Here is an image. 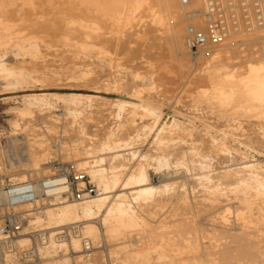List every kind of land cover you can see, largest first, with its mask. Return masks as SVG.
<instances>
[{
	"label": "bare ground",
	"instance_id": "6f19581e",
	"mask_svg": "<svg viewBox=\"0 0 264 264\" xmlns=\"http://www.w3.org/2000/svg\"><path fill=\"white\" fill-rule=\"evenodd\" d=\"M218 1L219 0H188V3L184 5L182 0H0V52L14 46L13 48L16 47V50H18L19 56L23 58L33 60L40 58L42 48L39 39L41 40V38L32 36V33H30L31 35L25 33L23 30H20V28H30V23L31 26L47 24V27L51 26V28H54L55 18H58L59 22L62 24L61 32L59 34H61L60 37L63 36L62 41L65 42L64 46L70 48L73 47L75 50L77 49L75 52L78 51L84 55L92 51V42L89 40L93 37L102 40L106 38L104 40H108V43L109 40L112 42L109 46L111 45L115 48L113 43L116 45L120 44V47H122L121 50L125 49L126 51L129 40L133 36L136 37L135 35L137 34L139 36V41L140 39L144 42L155 41V44H157V42H164L168 47L167 52H165L171 57V60L173 58L176 66L175 68H177L181 74L190 73L188 78L185 77L187 78V83L186 81L184 83L188 84L187 86L189 87H195L194 92H192L193 90H190L194 100L191 102H194L195 106H197V104L204 105L209 111L222 120L228 119L232 123H237V125L243 119H248L247 121L250 119H253L252 121H254L256 119L260 124H263L264 46L261 50H257L255 47L256 43L264 41V0H240V2L239 0H226L231 3L230 5L232 7L228 9H233L234 12H232L235 15V17L233 15L234 18L229 14L230 11L228 12V15L232 18L226 14V11L224 12L226 4L223 8L218 4ZM215 6L217 8L221 7L227 32L225 37L216 41L213 40L210 23L211 18L215 19L218 17V14L215 11L211 12V8ZM258 9H261V18H259L260 14L257 12ZM210 12L212 14L209 16L208 13ZM56 24L58 23L56 22ZM61 24H59V28ZM139 26L142 31L138 30L142 33L138 34L136 28H139ZM191 27L197 32L206 35L209 40L207 47L201 53V57L199 58V61L201 60V62L198 65V68L194 71V73H196L194 75L191 70L192 65L190 64V50L188 46V29ZM32 32L34 33V31ZM77 33L84 36L79 42L83 43V40L85 39L91 43H75L74 40L76 41L77 38L74 37ZM78 36L79 35H77V37ZM107 36L109 37L107 38ZM50 38L52 43L59 38V36H51ZM43 40L41 41L43 42ZM101 41H97L98 45L99 43L101 44ZM45 42L47 41L45 40ZM57 42L58 41H56V44ZM149 42L147 44H149ZM94 44L96 45V43ZM104 45H107V43ZM99 47L100 46H98V49ZM244 47L248 48V50ZM70 48L69 50H71ZM99 50V52L102 53L101 49ZM108 51L111 52V50ZM108 51L106 50L107 55ZM247 51L250 53V55L247 54L248 56H246ZM72 53L73 52H71V54ZM73 54L76 55L77 53ZM94 54L96 55V53H93V55ZM102 54L106 53L103 52ZM1 56L2 55L0 54V78L1 80L4 79L6 82H12L9 84L10 88H8L16 89L17 87L24 88L29 86L35 78L33 77L34 71L24 65H11L2 58L3 56ZM89 56L92 57V54ZM105 57L107 60L106 55ZM75 60H77V58ZM109 62L111 61H108V64H110ZM95 65H97V63ZM153 66L154 65H152V68ZM96 67L97 66L94 68ZM168 68V66L163 67L161 65L158 67V70H149V73L146 76L142 77L136 75V78L152 79L154 83L151 89L154 90L160 83H164L163 80L167 78V76L164 77V74L170 71ZM82 70L84 71V69ZM88 71L86 70V72ZM176 71L174 70V73ZM90 72L92 73V71ZM160 72L163 74L162 76L159 75ZM51 73L54 75L53 72ZM91 73H89V75ZM178 73L176 72L175 76H177ZM156 74L159 76L154 77ZM171 74L172 73H170V75ZM172 76L171 78H173ZM178 76L182 77L180 76V73ZM50 77L51 76H47L48 79ZM96 77V79H98V76ZM56 78L58 77L56 76ZM56 80L58 81V79ZM86 80H83L82 78L83 82H88V80ZM96 81L94 82L96 83ZM166 81L167 80L165 79V82ZM44 82H46V80ZM115 85L118 86L117 84ZM165 85L166 87H169L167 84H164L163 86ZM158 87H160V85ZM141 89H137L134 92V97L141 99L140 105L130 102L131 104L128 106V110L127 104L129 103H118L116 105L117 112L115 111V113L117 120L120 121L125 113H127L126 121L121 122L118 125V130L116 132L112 130L104 134L103 141L99 145L97 144L98 146L96 147L91 146L93 137L88 133L87 123L90 118L82 115L83 112L80 113L78 109L73 110L69 108L67 110L70 121L68 118L66 119V121L68 120L69 122L67 121L68 123L65 125L64 129H62L64 136L62 137L59 134L60 136L58 139H46L45 136L40 135L41 133L35 134L32 126L27 125V123V126H24L25 129L22 128L20 122H31L34 118L35 109H52L53 106L50 102L52 97L56 98V100L65 101L72 106H77L83 102H97L101 99L100 97L82 94L61 96L58 94L47 93L23 96L24 107L18 110V121L15 122L14 126L15 129L21 128L24 129V132H29V139L24 138L26 135L22 137V134L20 133L21 135H18V139L7 140V149L4 147L6 150H2L3 148L1 149L2 143L0 142V173L3 169L12 171L13 169H18L23 166L31 168V171L36 176L41 174L43 178L50 177L55 172V169L53 168V159L57 158V153H59L63 156L64 160H73L80 170L84 171L87 176L91 177L93 183L98 188L99 193L97 197L85 198L80 203L63 202L64 200L61 198H45L39 199L33 204L19 207L20 209H27L30 213L33 211L34 206H40V203L47 205L43 212L27 215L28 218H32L30 220V227L46 230L51 235L50 245L41 250L43 258L49 262L48 264H53L55 259L60 256L62 257V264H74L68 255L76 256L74 258L77 259L76 264L83 263L86 257L91 258V253L87 256L80 254L82 250V242L80 239L73 238L71 242L64 243H58L54 239V233L56 231L66 226L78 224L84 237L90 239L93 247L92 252L95 249L103 248V239L108 243H115L118 248L113 251L111 250V255L115 258V264H264V167H262L261 164H248L241 169H230L229 165V168L225 166L227 169L224 167L226 170L219 173L216 178L212 176L213 174H204L201 178H199L200 176L198 178L196 177L202 181L203 185L199 190L201 191V189H204L210 195V197H208V194L206 195L208 198L202 196L204 198L199 201L198 198L200 197L198 196L203 195L205 192L203 191L201 195L197 194L198 196L195 195V197L197 196L196 200L198 201L196 202L194 200L197 209L195 211L196 214L194 213L196 216L193 214V209L195 208H193L192 204L189 202V196L187 197L184 195L182 197V195H172V197H181L178 199H181L180 203L182 207H180L186 212V217L180 218L181 215L179 216V214H177L176 217H179L180 219H176L174 215L176 220L172 221L174 217L172 219L169 217L171 221H168L169 219H167L168 222H161L157 227L150 224L147 216L150 214L149 205L155 202L159 195L163 194L164 196V194L169 193L171 185H153V180L145 166L146 164H143V161L151 158L152 162L154 160L158 165V169H168L173 162V159H170L169 157L174 156L175 158V156H179L182 161H180L179 158L178 160L181 163L179 164L178 161L177 164L175 162L176 159L174 160L175 163H173L177 164V167L180 165H182L183 168L185 167L187 174H189L191 171L193 172L192 169H194L195 164H198L199 166L200 163L198 162L203 159L205 160L209 155L206 157L205 154L198 152L200 149L197 148V146L199 147V140L198 142L194 140L195 142L193 144H195V146H193V144L188 145L187 143L192 141L189 142L185 140L187 141V146L181 147V144L178 143L179 146L176 147L175 140L177 138L174 137L176 136L174 132L181 129L182 133L184 131L188 134V137L192 138L196 135L194 134V128L191 126H187L189 128H182V123L177 122L175 119L169 124L165 123L158 127L162 119V112L160 110L162 103L151 98L144 99L142 96L143 90ZM184 89L185 88H183V90ZM97 90H99L98 87ZM167 90H172V95L175 93L170 87L169 89L167 88ZM172 95L170 94L169 96ZM168 100L170 101V99ZM115 113L113 112V114ZM137 117H141V119L151 117L154 119L156 128L151 131L150 135H153L154 140L152 142V147L155 152L145 154L144 156L142 155L143 157L140 163L133 168L131 167L128 176L123 178V176H125V174L123 175V172L127 171L129 167L128 162L136 160V158L139 157L137 156V152L132 151L135 140L133 142V138H124L127 127H129L130 124L133 125L137 120ZM53 118L55 119L56 117ZM254 122L256 123L257 121ZM47 124L50 125L49 122ZM62 125L53 124L46 131H49L50 134H56L57 128ZM131 127L134 128L135 124ZM147 129L148 128L145 127L144 132H146ZM62 130L60 129L59 132L61 133ZM238 130H240V124ZM144 132L143 135L145 134ZM263 132L264 130H261V132L254 136V138L250 137L251 139H248V145L257 144L264 146ZM46 136L48 135L46 134ZM185 138L187 139V137ZM188 140L191 139L188 138ZM18 142L20 143L19 146L16 145ZM218 145L220 146V144ZM243 145L246 144L243 143ZM223 147L222 148L225 150L224 145ZM212 148L215 149L216 146L215 148L212 146ZM222 148L218 147L215 150L217 152V149ZM213 149L210 148L211 151H213ZM186 172L184 174H186ZM163 177L165 179H175L178 177V172H167ZM24 179L25 176H22V183L27 182V180ZM215 179L218 180V184H214L213 181ZM229 179L233 180V183L228 190H224L221 181ZM199 180L198 182L200 183ZM119 189H121V192L118 193L117 191ZM193 192H195V190ZM194 194L195 193H193V195ZM218 195H223L225 198L227 197L224 199L226 201L233 200L236 201V203L238 202L239 206L237 205V208H233L231 205L233 212L229 208L223 209L224 211H222V213H220L215 219L218 224L217 228H215L216 226L213 227V230H207L208 228H198L196 225L197 215L199 213L202 214L203 210L206 209L207 206L205 202H209L210 204L216 203L217 205V200L220 201L221 199V197L218 199ZM160 197L162 196H159V198ZM175 198L176 197H173V199ZM222 201L223 200L220 202ZM228 202L230 203V201ZM153 205L155 204L153 203ZM40 207H42V205ZM210 207H208V210L212 211ZM178 211L180 213L179 208ZM172 213L174 212L172 211ZM189 215H191V217H188ZM233 224L240 227V234L238 231V234L230 233L233 232L231 229ZM209 226L211 227L212 225L210 224ZM135 233L139 237L137 242L131 240ZM27 234L28 232H26L25 235ZM30 244L28 236H24L18 241L20 247H28ZM58 251H62V254L59 255ZM93 261L95 260H92V262ZM13 262L12 259L7 260V264H13ZM87 262H89V260H87ZM90 262L89 264H92Z\"/></svg>",
	"mask_w": 264,
	"mask_h": 264
},
{
	"label": "rangeland",
	"instance_id": "374dc122",
	"mask_svg": "<svg viewBox=\"0 0 264 264\" xmlns=\"http://www.w3.org/2000/svg\"><path fill=\"white\" fill-rule=\"evenodd\" d=\"M218 2H219L218 4L223 8L225 7V4H226V7L224 8L225 9L224 12L226 11V14L228 15V12L230 11L229 14L233 17V15H234L233 9H228V8L232 7L230 5L231 3H229L226 0H219ZM239 2H240V0H239ZM241 2H243V1H241ZM244 11H247V10H244ZM230 15H228V16H230ZM234 17H235V15H234ZM245 17H246V15H245ZM33 18H35V17H33ZM55 21L58 24H56ZM59 24H61V22H59L58 18H55L54 19V26H55L54 28L53 27L51 28V26L47 27V24H43V25L38 24L39 27H38V25H34V24H33L34 26H31V23L29 24L30 28L29 27H26V28L24 27L23 29L20 28V30H23V32L28 33V34L32 33V36L39 37V38H41V40H43V38H44L43 42L39 39V43H40L41 48H42L41 49L42 54L40 55V58H38L36 60L29 59V58H23V57L19 56V52H18V50H16V47L13 48L14 46H11V47H9V49L7 48V49L2 50L0 52V54L3 56V57L2 56L1 57L3 59H5L7 62H9L11 65H15V66L24 65V66L28 67L29 69H31L35 72V73L33 72V77H35L34 80L32 81L33 83L31 82V84H29V86L24 87V88L17 87L16 89H13V88L9 89L10 88L9 84L12 82H8V81L6 82L4 79L1 80V78H0V142L2 143V147H1V149L3 148L2 150H4L6 148V146H7L6 144H7L8 139H18V135L20 136L21 134H22V137L26 135L24 138L29 139L28 138L29 132H24V129H25L24 126L26 127L27 125L32 126V129H33L35 134L41 133L40 135L45 136L46 139L47 138L48 139H58L60 135L63 137L64 134L62 133L63 132L62 129H64L65 125L70 121V119L68 118L69 116H68V111H67L69 108L73 109V110L78 109L80 111V113L83 112L82 115H85L87 118H90L88 123H87L88 133L91 134L93 137V142H92L91 146L96 147L103 141L104 134H106L108 131H112V130L114 132H116L118 130V125L121 122L126 121V114L127 113H125L124 117L120 121L117 120L116 113H115V111L117 112V106L116 105L118 103H123V104L129 103V104H127V110L129 109L128 106H130L131 103H136V104L140 105L141 99L134 97V92H135V90H137V89L140 90L142 88L141 89V90H143L142 96L144 99L151 98L153 100L155 99L156 101H159L162 103L161 104L162 106H160V110L162 112V119L160 121L161 124L159 123L158 127L162 126L165 123L169 124L175 119L177 122L182 123V125H183L182 128L187 127V126H189V127L191 126L196 131V132L194 131V134H196L197 136L194 135L193 137L197 138V139H194L193 137L192 138L188 137V134L185 133L184 131L182 133L181 129H180L181 131L179 129L176 131L178 133L174 132V134L176 135L174 137L177 138L175 140L176 147L179 146L178 143L181 144L180 145L181 147L182 146L185 147V146H187V144L190 145V144H193L195 141L198 142V140H199V142H198L199 147L196 145L198 149L200 148L198 152H200L201 154H205L206 157H207V155H209L207 158H205V160L203 159L202 161L198 162V163H200L199 166H198V164H195L194 169H192L193 172L191 171V173H189V174H187L186 168L184 167L185 168V170H184L182 165H180L181 167L179 166L180 168L177 167L178 166L177 164L179 161L178 158L179 159L181 158L179 156H175V158H174V156L169 157L170 159L171 158L173 159V162L176 159L175 162L177 164H174L175 162L174 163L172 162L173 165L171 164V166L168 169L167 168L166 169L165 168L158 169V165L156 164V162L154 160L152 162L151 158L146 159V161H143V164L144 165L146 164L145 166L147 167V170L151 176V179L153 180L152 181L153 185H155V186H163L164 184L171 185V190H170L171 194L169 192V193L164 194V196H163V194L159 195L162 197L159 198V196H158L156 198L155 202H153L155 205H153V203L149 205L150 214H148L147 216L149 218L148 221L150 222V224H152V226L157 227L161 222L171 221V219L174 217V215L176 217L177 214H179V216L181 215L180 218L186 217L185 216L186 212H184V210H182V208H181L182 207L181 203H180L181 199H178L181 197L173 196V197H176L175 199H173L172 195H178V196L182 195V197L184 195L187 197L189 196L188 197V199H190L189 202L192 204L193 208H195V209H193L194 210L193 214L195 213V211L197 210L195 201L198 202L200 199L202 200L204 197H206V198L210 197V195L206 192V190L201 189L202 192L199 190L200 188L203 187L202 181L197 179L199 176H200L199 178H201V176L204 174L205 175L206 174L207 175L213 174L212 176L214 178H216V177H218L219 173L224 172L229 167H230V169H241V168L245 167V165H248V164H259V165L261 164V166L264 167V146L263 145H257V144L248 145L249 144L248 139L250 137L254 138V136H256L258 133H260L261 130H264V123L260 124V122L256 119L254 120V121H257L256 123L254 121H252L253 119L249 120L252 122L247 121L248 119H245V120L243 119L241 121L242 124H241V122H239L237 125V123L236 124L232 123L228 119L222 120L218 116L214 115L211 111H209V109L206 108V106H204V105L197 104V106H195L194 102H191V101H194L193 97H192V92H194L195 87L194 86L189 87V86H187L188 84H186L188 75H190V73L189 74L188 73L187 74L182 73L183 75H185V76H183L181 74V72H179L177 70V68H175L176 66H175V62H174L173 58L171 60V57L168 56L166 53L168 47H167V45L164 44V42H157V44H155L156 43L155 41H150V42L148 41L149 44H147L148 42H144L141 39L139 41V36L136 34L135 35L136 37L133 36L129 40L128 48L125 51V49L121 50L122 47H120V44H117L118 45L117 46L114 43H113V46L115 45V48L110 45L111 48L109 49V47H110L109 44H112V42H110V40L108 43L107 42L108 40H104L106 38H104L102 40L100 38L95 39L96 37H93L92 39H94V40H92V39L89 40L92 43L86 41L85 39L83 40L84 41L83 43H86V42L89 44L91 43V45L93 47L91 52H88L87 54H85L86 55V57H85L84 54L79 53L78 51L75 52L77 49L75 50V48H73V47L70 48V47L64 46L65 42L62 41L63 36L60 37L61 34H59L61 32L60 30H61L62 24L60 25V28L58 27ZM40 26L42 27V29L43 28L44 29L42 30ZM27 29H29V30H27ZM138 29L140 31H142L140 29V26H139V28L138 27L136 28V32H138V34L142 33ZM41 30H42V32H41ZM32 31H34V33ZM33 34H35V35H33ZM48 34L49 35L51 34V35L49 36ZM57 35L59 36V38H57L54 42L51 43L50 37L51 36L52 37L53 36L58 37ZM77 35H79V36L77 37ZM108 37L109 36H107V38ZM74 38H77L76 41L74 40L75 43L81 44L82 42H79V41L82 40V38H84V36L77 33ZM45 40L47 42H45ZM96 40L98 42H100L102 40L101 44L99 43V45H98ZM56 41L59 42V43L57 42L58 45L56 44ZM103 41H105L107 43V45H104L106 43ZM94 43H96V45ZM94 45L96 46V48ZM98 46H100L99 49H101V52L102 53L105 52L106 54L100 53ZM263 46H264V41L261 43L260 42L256 43L255 49L257 48V50H261ZM101 47H103V48H101ZM64 48H66V49H64ZM69 48L72 51L69 50ZM116 48H117V50H116ZM244 48H246V47H244ZM246 49L248 50V48H246ZM61 50H62V52H61ZM66 50H69V51H66ZM106 50L107 51L111 50V52L108 51V55H107ZM70 51L73 53H77V54L75 55L72 53L73 54L72 55ZM67 52H69L70 54ZM92 52L96 53V55L95 54L93 55ZM115 52H116V54H115ZM89 53L92 54V57L89 56V55H91ZM201 53L194 56L189 51V59H190V64L192 65L191 70L193 72V75L196 74V73H194V71L198 68V65L201 62V60L199 61V58L201 57ZM110 54L111 55L113 54L112 55L113 57ZM247 54L250 55V53H248V51L246 53V56H248ZM105 55L107 56V60H106ZM74 56L77 58V60H75L76 58ZM78 56H79V59H78ZM109 56L112 58H110ZM117 56H118V58H117ZM148 60H150V61H148ZM108 61H111V62H109L110 64H108ZM96 63H97V65H95ZM151 63H152V65H154L153 68H152ZM75 64H76V67H75ZM147 64L149 67L147 66ZM161 65L163 67L168 66L169 67L168 69L170 71L165 73L166 75L164 74V77L167 76V78H165L167 81L165 82V79H164L163 80L164 83L159 84L160 87H158L159 86L158 85L157 86L158 88L156 87V89L152 90L151 88L153 87V83H154L152 79H150V78H148V79L136 78V75H140L142 77L146 76L149 73V70H151V71H152V69H153V71L158 70V67ZM91 66L93 67V70H92ZM95 66H97L98 68L99 67H101V68H99V70H98L97 67L94 68ZM156 66H158V67H156ZM154 67H155V69H154ZM171 68L172 69L174 68V69L172 70ZM82 69H84V71ZM94 69L97 71H95ZM86 70L87 71L89 70V71L86 72ZM174 70L175 71L177 70L176 72L177 73L179 72L180 76H182V77L178 76L179 73L177 74L178 77L175 76L176 72L174 73ZM50 71L53 72L54 75ZM90 71H92V73ZM169 72L172 74L170 75ZM69 73H71V74H69ZM89 73H91L90 75H92V74L93 75L90 76ZM76 75L77 76L82 75V76L77 77ZM159 75L162 76L163 74H161V72H160ZM159 75L156 74V75H154V77H158ZM172 75H174V76H172ZM47 76L48 77L51 76L49 78L50 80L47 78ZM52 76H55V77H52ZM56 76L58 78H56ZM96 76H98V79H96L97 78ZM99 76H100V78H99ZM171 76L173 78H171ZM91 77H92V79H91ZM183 77H184V79H183ZM185 77H187V78H185ZM43 78L46 80V82H44L45 80ZM82 78H83V80L87 79L88 82H85V81L83 82ZM169 78H171V79H169ZM179 78L181 79V81ZM56 79H58V81ZM94 79H96L98 81H96ZM94 81H96V83ZM185 81H186V83H184ZM93 82L95 83V85ZM114 83L117 84L118 86H116ZM164 84H167V86H169L170 89H173L174 90L173 92H175V93H173V95H172V90L168 91L167 88L169 89V87H166V85L163 86ZM87 85H88V87H87ZM181 85H185V86H181ZM97 87L99 90H97ZM114 87H116V88H114ZM163 87H164V89H163ZM183 88H185L186 90L185 89L183 90ZM190 90L191 91L193 90V91L191 92ZM169 92H171V93H169ZM184 92L188 93V94H185ZM43 93L58 94L61 96H67L70 94L94 95V96L100 97L101 99L99 101L93 102V103L83 102V103L79 104L80 106L79 105L72 106L69 103H66L65 101L58 100V99L56 100V98L52 97L53 99L52 98L50 99V102L53 106L52 109H48V108H46L44 110L43 109H35L34 112L36 115L34 114L33 120H31V122L21 121L20 124L22 125V128H24V129H21V128L15 129L14 124L16 121H18V117H17L18 116V110L22 109L24 107L23 96L31 95V94H43ZM157 93H158V95H157ZM163 94H165V95H163ZM168 94L169 95L171 94L173 96V98H172V96H169ZM187 95H189V96H187ZM170 97L172 98V100ZM188 97H191V98H188ZM167 98L170 99V101ZM61 101H62V103H61ZM69 105H70V107H69ZM192 106H193V108H192ZM39 110H41V111H39ZM113 112L115 114H113ZM66 114H67V116H66ZM53 117H56V118L54 119ZM67 118L69 120V121L67 120L68 122L66 121ZM136 119L137 120L134 123L135 127L134 128L131 127V126H134V124L133 125L130 124V126L127 127V129H126L127 134L125 133L124 138H126V139L127 138H133V142L135 140V142H134L135 145L133 144V150L132 151L137 152V156H139V157H137L138 159L136 158V160L128 162L129 167H128L127 171L123 172V175L125 174V176H123V178H126L128 176V174L130 173L131 167L133 168L138 163H140V161L142 160V157L145 154H151V153L155 152L153 147H152V142L154 140L153 135H150L151 131L154 130V128H156L154 119L151 117H146L143 119H141V117H137ZM22 122L24 123V125ZM48 122L50 123V125L47 124ZM26 123H27V125H26ZM52 123L57 124V125H62V124H64V125H62L61 127L59 126L57 128L56 134H50V132L46 131V130H48V128L51 125H53ZM239 124H240V130H238ZM145 127L148 128L146 132H144ZM189 127H187V128H189ZM236 128H237V130H236ZM17 129H18V132H17ZM60 129L62 130L61 133L59 132ZM220 131H222V132H220ZM45 132L49 137L46 136ZM143 132L145 133L144 134L145 136L143 135ZM98 133H100V134H98ZM182 135H183V137H182ZM94 136H95V138H94ZM54 137H57V138H54ZM185 137H187V139ZM146 138H147V140H146ZM181 138H184V139H181ZM188 138L191 140H188ZM199 138L202 140V142ZM75 139H77V138H75ZM185 140H187L189 142L192 141V142L186 144L187 141H185ZM211 141H212V144H211ZM204 142L206 145L204 144ZM213 143L214 144L217 143V144L214 145ZM243 143L246 145H243ZM19 144L20 143L18 142L16 145L19 146ZM218 144H220V146ZM223 145L225 146V150L227 149L226 151L223 149L224 148ZM193 146H195V144H193ZM212 146L214 148H215V146H216V148H218V147H221V148L223 147V148L217 149V152H216V150H215L216 148L213 149ZM210 148L213 149V151H211ZM201 150H203V151H201ZM57 155H58L57 158L53 159V161H54V165H53L54 167L53 168L54 169L56 167L57 162L61 165L62 164L63 165L70 164V163L76 164L73 160H66V159L64 160L63 156L59 153H57ZM180 161H182V160L180 159ZM180 161H179V164L181 163ZM246 161H248V162H246ZM174 165H176V166H174ZM196 165H197V167H196ZM225 166H227V168ZM232 166H233V168H232ZM31 170H32L31 168H26L23 166L18 168V169L17 168L13 169L12 171H7V170L3 169L0 173V183L7 185L9 180L21 182L22 176H25L24 180H27V181H37V180H40L43 178V176L41 174L36 176ZM173 170L178 172V177H176L175 179H165L163 177L165 174H167V172H174ZM185 172H186V174H184ZM190 175L192 176V178ZM89 180L92 182V184H94L91 177H89ZM198 180L200 181V183L198 182ZM213 182H214V184L215 183L218 184L217 179H215ZM221 183L223 184L222 188L224 190H228L230 188V185L233 183V180H230V179L229 180H223V181H221ZM172 186H174V187H172ZM95 187H96V185H95ZM194 190H195V192H193ZM197 190H198V192H197ZM203 191L205 193H203ZM117 192L118 193L121 192V189H119ZM183 193H185V194H183ZM193 193H195V194L193 195ZM201 193H203V195H201ZM98 194L99 193H98V188H97V195H93L90 198H95L98 196ZM197 194L201 195V196H198ZM207 194H208V197L206 196ZM195 195L200 197V198H198V201L196 200L197 196L195 197ZM202 196H204V197H202ZM218 196H219V198L218 197L217 198L220 199V197H221L220 201L221 200H223V201L220 202L219 200H217V205H216V203L210 204L209 202L208 203L205 202V204L207 206L206 209L204 208L205 210H203L202 214L199 213L197 215L198 217H196V225L198 228L199 227L204 228V229L208 228L207 230H213V227H215V226H216L215 228H217L218 224H217L215 219L218 217V215L220 213H222V211H224L223 209L229 208L230 210H232L233 208H235V207L237 208L239 206L238 202L236 203V201L228 200V201H230V203H229L228 201L224 200L227 197L225 198V196H223V195L222 196L218 195ZM193 197H195V198H193ZM70 202L71 203H80L81 201H70ZM176 202L178 203V205ZM218 202H219V204L220 203L221 204L219 205ZM160 203H161V205H160ZM175 203H176V205H175ZM39 205L40 206L42 205V207L34 206L33 211L30 213L25 208H21V209L18 208L17 212H19L23 216H27V215L33 214V213L43 212L47 205H43V203H40ZM174 205H175V211H174ZM231 205L233 206V208H231L232 207ZM208 207H210L212 209V211L211 210L209 211ZM178 208L180 210V213L178 211ZM25 210H26V212H25ZM234 210H236V209H234ZM172 211L176 214L172 213ZM182 212H183V214H182ZM232 212H233V210H232ZM171 214H172V216H171ZM175 217L172 219V221L179 218V217L178 218L176 217V219H175ZM188 217H191V215H189ZM213 218H214L215 222H214ZM30 219H32V218L30 217ZM167 219H169V220L167 221ZM208 221L212 225L211 226L212 229L209 226L210 224ZM229 228H231V227H229ZM236 228H238V229H236ZM231 229L233 230V232H230L232 234H238V233L240 234L241 233V229L237 225L233 224ZM32 230H34L33 227H27L26 226L24 232L26 233V232H30ZM237 231H238V233H237ZM53 232H55V231H53ZM135 235H136V233L134 234V236L131 240L134 242H137L139 237L137 235L136 236ZM228 240H230V239H228ZM205 242H207V241H205ZM109 243L106 242L105 239H103V244H102L103 248L95 249L93 251L94 253L93 252L91 253L92 257L91 258L89 257L90 259L88 257H86L85 260L83 261V263H81V264L88 263L87 260H89V262L91 261L90 263H92V264L94 262H95L94 264H96V262H97V264H113V262L115 261V258L111 255V250L113 251L114 249H116L118 247H116L115 243L114 244L113 243L109 244ZM94 256L96 257V259ZM68 257L71 258V261L74 264H76L77 259H74L76 257L75 255L74 256L68 255ZM61 258H62L61 256L56 258L53 264H59V263L62 264ZM92 260H95V261L92 262ZM114 264H115V262H114Z\"/></svg>",
	"mask_w": 264,
	"mask_h": 264
},
{
	"label": "built area",
	"instance_id": "2783aa9c",
	"mask_svg": "<svg viewBox=\"0 0 264 264\" xmlns=\"http://www.w3.org/2000/svg\"><path fill=\"white\" fill-rule=\"evenodd\" d=\"M182 1L184 5L188 3V0ZM213 11L218 14L217 18L210 20L213 40L216 41L225 37L227 32L221 8L215 6L211 8V12ZM211 12L208 13L209 16ZM257 12L261 18V9ZM188 34L191 54L196 56L203 52L209 43L207 36L192 27L188 29ZM93 195H97V188L85 172L73 163L61 165L57 162L52 176L37 181L22 183L9 180L7 185L0 183V264H7L8 259H12L13 264L49 263L43 258L41 250L50 245V233L46 230L34 229L25 235V228L30 227L31 219L17 212L19 207L45 198H61L63 202H82ZM24 236L30 239L31 244L28 247L18 245L19 239ZM73 238L80 239L82 242L81 255L87 256L92 253L91 241L84 237L78 224L63 227L54 233V239L58 243L71 242ZM58 252L59 255L62 254V251Z\"/></svg>",
	"mask_w": 264,
	"mask_h": 264
}]
</instances>
